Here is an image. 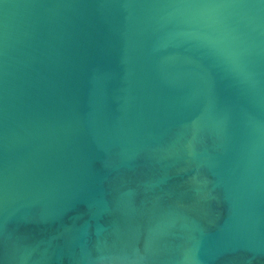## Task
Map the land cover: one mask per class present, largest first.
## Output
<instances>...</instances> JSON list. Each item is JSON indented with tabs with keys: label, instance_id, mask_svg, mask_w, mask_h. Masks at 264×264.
I'll use <instances>...</instances> for the list:
<instances>
[{
	"label": "water",
	"instance_id": "1",
	"mask_svg": "<svg viewBox=\"0 0 264 264\" xmlns=\"http://www.w3.org/2000/svg\"><path fill=\"white\" fill-rule=\"evenodd\" d=\"M0 264H264V0H0Z\"/></svg>",
	"mask_w": 264,
	"mask_h": 264
},
{
	"label": "clouds",
	"instance_id": "2",
	"mask_svg": "<svg viewBox=\"0 0 264 264\" xmlns=\"http://www.w3.org/2000/svg\"><path fill=\"white\" fill-rule=\"evenodd\" d=\"M222 5L193 6L183 10L192 27L189 33L225 60H235L233 41L236 39L225 24Z\"/></svg>",
	"mask_w": 264,
	"mask_h": 264
}]
</instances>
